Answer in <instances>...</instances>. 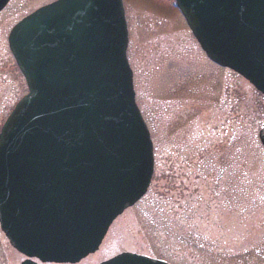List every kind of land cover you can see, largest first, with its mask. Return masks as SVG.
Masks as SVG:
<instances>
[{"label": "water", "instance_id": "95a60500", "mask_svg": "<svg viewBox=\"0 0 264 264\" xmlns=\"http://www.w3.org/2000/svg\"><path fill=\"white\" fill-rule=\"evenodd\" d=\"M10 0H0V12ZM207 57L264 95V0H175ZM122 0H58L10 51L29 93L0 133V227L28 259L77 264L147 193L153 144L135 102ZM264 146V127L259 132ZM100 264H168L122 253Z\"/></svg>", "mask_w": 264, "mask_h": 264}, {"label": "rangeland", "instance_id": "374dc122", "mask_svg": "<svg viewBox=\"0 0 264 264\" xmlns=\"http://www.w3.org/2000/svg\"><path fill=\"white\" fill-rule=\"evenodd\" d=\"M53 1L11 0L0 13V128L28 93L8 34ZM123 5L127 58L153 143L154 174L147 195L114 221L99 250L79 264L122 252L169 264H264V96L208 60L174 0ZM163 199L178 201L179 210L189 203L197 209L201 201L202 212L192 221L196 234H186V222L168 230L151 223L149 210L162 212ZM9 244L0 229V264H20L24 256Z\"/></svg>", "mask_w": 264, "mask_h": 264}, {"label": "trees", "instance_id": "16d2710c", "mask_svg": "<svg viewBox=\"0 0 264 264\" xmlns=\"http://www.w3.org/2000/svg\"><path fill=\"white\" fill-rule=\"evenodd\" d=\"M178 203H179L178 201H174L171 199H163L161 203L162 204L161 207L163 208L162 212H159L157 209H153L154 212L151 209L149 210V212H152V214L149 213L150 221L151 223H155L156 226L158 225L161 228H165V230H168L167 227L172 225L181 227L182 224L186 222L184 225L188 226L189 228V231H186V234L188 236H191L194 234L196 229L194 228V226L192 227L193 225L192 221H194L193 219L195 217H199V214H201L202 210L199 205L202 203L201 201L200 202L196 201V204L199 207L197 209L194 208L190 203L189 204L186 203L187 205L186 204H185L186 206L183 205V207L180 210L178 209V205H177ZM183 218L186 220L184 221ZM198 239L201 240L198 241L201 242L202 244H206V245L210 244L208 241L202 240L201 237Z\"/></svg>", "mask_w": 264, "mask_h": 264}]
</instances>
